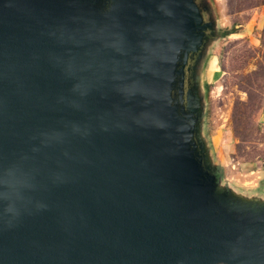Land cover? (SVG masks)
I'll list each match as a JSON object with an SVG mask.
<instances>
[{
  "label": "water",
  "instance_id": "95a60500",
  "mask_svg": "<svg viewBox=\"0 0 264 264\" xmlns=\"http://www.w3.org/2000/svg\"><path fill=\"white\" fill-rule=\"evenodd\" d=\"M205 11L0 0V264H264L201 136Z\"/></svg>",
  "mask_w": 264,
  "mask_h": 264
},
{
  "label": "rangeland",
  "instance_id": "374dc122",
  "mask_svg": "<svg viewBox=\"0 0 264 264\" xmlns=\"http://www.w3.org/2000/svg\"><path fill=\"white\" fill-rule=\"evenodd\" d=\"M198 1L214 23L199 67L201 136L224 179L264 196V0Z\"/></svg>",
  "mask_w": 264,
  "mask_h": 264
},
{
  "label": "crops",
  "instance_id": "0c3cea01",
  "mask_svg": "<svg viewBox=\"0 0 264 264\" xmlns=\"http://www.w3.org/2000/svg\"><path fill=\"white\" fill-rule=\"evenodd\" d=\"M217 164H218V162H217ZM221 177H222V180H223L224 183L232 186L233 188H235L239 192L248 193V194L255 193V192H250L249 193L247 190H243L242 188H240L241 186H244V184L240 180H238V178H234L233 175H231L229 173H225V179H227L226 182H225L224 176L221 175ZM244 187H246V186H244Z\"/></svg>",
  "mask_w": 264,
  "mask_h": 264
},
{
  "label": "trees",
  "instance_id": "16d2710c",
  "mask_svg": "<svg viewBox=\"0 0 264 264\" xmlns=\"http://www.w3.org/2000/svg\"><path fill=\"white\" fill-rule=\"evenodd\" d=\"M232 32H234V31H230V30H226V31H224L223 32V34L224 35H229V34H231ZM216 175H217V178H220L221 177V175H222V170H221V168H220V166H217V169H216Z\"/></svg>",
  "mask_w": 264,
  "mask_h": 264
}]
</instances>
